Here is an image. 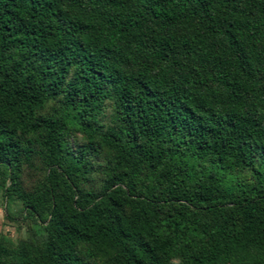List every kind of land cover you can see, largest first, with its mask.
<instances>
[{"label":"trees","instance_id":"1","mask_svg":"<svg viewBox=\"0 0 264 264\" xmlns=\"http://www.w3.org/2000/svg\"><path fill=\"white\" fill-rule=\"evenodd\" d=\"M0 193V264H264V0H0Z\"/></svg>","mask_w":264,"mask_h":264},{"label":"rangeland","instance_id":"2","mask_svg":"<svg viewBox=\"0 0 264 264\" xmlns=\"http://www.w3.org/2000/svg\"><path fill=\"white\" fill-rule=\"evenodd\" d=\"M55 102H49L46 106L44 112H49L50 108L55 106ZM105 107V117L104 121L108 118V113L110 111L108 101L104 102ZM80 137L76 134H71L70 141H79ZM95 164L101 165L103 163V157H98L94 159ZM34 168H27L23 166L22 170V181L25 189L30 190L36 180L41 177V170L38 169L39 164L36 159L33 160ZM96 166V169L98 167ZM101 179V175L96 170L91 174L89 185L97 187ZM20 202L14 198H3L0 193V234H2L8 244H15L19 239L26 238L29 234L27 228L28 225L31 226L30 229L35 231L39 230V227L31 220L20 219Z\"/></svg>","mask_w":264,"mask_h":264}]
</instances>
